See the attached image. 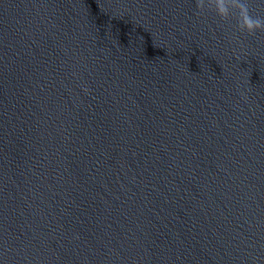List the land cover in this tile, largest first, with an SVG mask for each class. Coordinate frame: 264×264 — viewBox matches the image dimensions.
Masks as SVG:
<instances>
[{
    "label": "water",
    "instance_id": "95a60500",
    "mask_svg": "<svg viewBox=\"0 0 264 264\" xmlns=\"http://www.w3.org/2000/svg\"><path fill=\"white\" fill-rule=\"evenodd\" d=\"M0 264H264V0H0Z\"/></svg>",
    "mask_w": 264,
    "mask_h": 264
}]
</instances>
